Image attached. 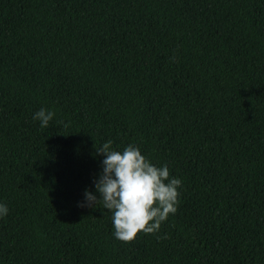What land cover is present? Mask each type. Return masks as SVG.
I'll list each match as a JSON object with an SVG mask.
<instances>
[{"label": "trees", "instance_id": "obj_1", "mask_svg": "<svg viewBox=\"0 0 264 264\" xmlns=\"http://www.w3.org/2000/svg\"><path fill=\"white\" fill-rule=\"evenodd\" d=\"M108 141L181 179L159 232L79 206ZM0 201V264H264V0H0Z\"/></svg>", "mask_w": 264, "mask_h": 264}, {"label": "clouds", "instance_id": "obj_2", "mask_svg": "<svg viewBox=\"0 0 264 264\" xmlns=\"http://www.w3.org/2000/svg\"><path fill=\"white\" fill-rule=\"evenodd\" d=\"M54 115L53 110L41 107L33 112L32 120L43 129ZM95 154L102 157L99 171L92 178V190L87 186L83 190L79 206L94 207L100 201L111 214L114 237L125 242L140 231L159 232L161 223L176 212L181 179L170 176L166 164L151 162L132 143L118 150L108 141L95 145ZM8 211L0 201V218Z\"/></svg>", "mask_w": 264, "mask_h": 264}]
</instances>
